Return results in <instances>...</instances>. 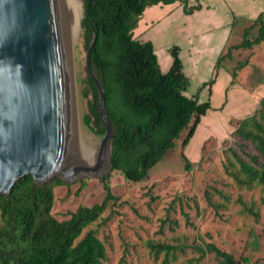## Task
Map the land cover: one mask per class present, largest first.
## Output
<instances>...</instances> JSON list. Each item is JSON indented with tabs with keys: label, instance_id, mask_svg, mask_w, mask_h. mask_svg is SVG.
Segmentation results:
<instances>
[{
	"label": "trees",
	"instance_id": "obj_1",
	"mask_svg": "<svg viewBox=\"0 0 264 264\" xmlns=\"http://www.w3.org/2000/svg\"><path fill=\"white\" fill-rule=\"evenodd\" d=\"M176 1L184 5L187 14L202 7L201 4L190 5V0L83 2L81 36L87 50L93 31L98 32L91 64L104 82L108 112L117 131L112 140L110 172L120 171L128 181L148 179L150 169L179 141L181 147L186 148L202 117L211 108L209 100L201 102L197 95L186 94L190 79L184 72L178 45L170 48L173 63L164 72L153 43L142 41L134 34L147 7ZM256 25H259V34L251 38L249 30ZM262 41L264 12L254 20L236 48ZM214 80L215 77L208 84ZM82 83L83 94L90 97L89 112L84 114L83 122L103 135L105 126L100 121L97 86L89 73ZM233 134L241 140L239 148L246 158L230 146L239 164L238 170H230L232 162L227 164L230 175L242 186L264 185V99L254 114L238 120ZM183 158L188 169H192L193 163L184 154ZM111 173L101 179L106 190L101 203L80 205L63 220L52 212L56 187L69 186L61 175L46 183H39L32 175L19 179L10 194L0 195V264H104L106 245L95 229L87 227L101 218L112 199H117L110 187ZM149 245L157 258L164 254L161 264H172L179 252L184 251L180 244L151 242ZM200 249L202 255L196 259L198 261L209 251L221 257L224 264H243L241 258L215 243H207L206 249Z\"/></svg>",
	"mask_w": 264,
	"mask_h": 264
},
{
	"label": "rangeland",
	"instance_id": "obj_2",
	"mask_svg": "<svg viewBox=\"0 0 264 264\" xmlns=\"http://www.w3.org/2000/svg\"><path fill=\"white\" fill-rule=\"evenodd\" d=\"M81 13L80 21L83 8ZM81 31L80 26L73 59L83 120L89 112L90 97L83 94L82 79L88 70ZM258 34L259 26L251 28L249 36ZM241 40L237 37L234 42ZM233 57L226 61L228 65L239 64L240 80H264V41L240 48ZM260 107L261 102L252 114ZM239 119L232 118L227 125L221 119L219 127L216 119L201 121L186 148L179 141L142 182L128 181L122 172L111 173L108 167L106 176L112 174L109 182L117 199H112L101 218L87 227L95 229L106 245L104 264H161L164 254L157 258L151 242L183 246L184 251L172 264H224L221 257L209 251L200 261L196 260L202 255L200 248L206 249L210 242L241 258L243 264H264V185L242 186L227 169L231 162L235 166L231 163L230 170L239 169L230 146L246 158L239 148L241 140L233 134ZM83 123L102 138L87 122ZM228 125L231 127L226 130ZM232 126L236 127L234 131ZM183 154L193 163L192 169H188ZM102 178L88 175L68 183L69 186H57L54 216L67 219L80 205L101 203L106 195Z\"/></svg>",
	"mask_w": 264,
	"mask_h": 264
},
{
	"label": "water",
	"instance_id": "obj_3",
	"mask_svg": "<svg viewBox=\"0 0 264 264\" xmlns=\"http://www.w3.org/2000/svg\"><path fill=\"white\" fill-rule=\"evenodd\" d=\"M97 38L94 30L86 64L98 89L102 138L81 116L71 0H0V195L26 175L39 183L106 176L117 131L91 64Z\"/></svg>",
	"mask_w": 264,
	"mask_h": 264
},
{
	"label": "crops",
	"instance_id": "obj_4",
	"mask_svg": "<svg viewBox=\"0 0 264 264\" xmlns=\"http://www.w3.org/2000/svg\"><path fill=\"white\" fill-rule=\"evenodd\" d=\"M189 4L202 7L191 14L184 11L180 1L147 7L134 29L135 36L153 43L165 72L173 63L170 48L180 47L184 72L190 79L186 94L211 103L201 121L216 119L219 127L221 119L227 125L232 118L251 115L264 99V80L256 83L240 80L239 64L228 65L226 59H234L240 49L236 45L242 43L246 31L264 12V0H190ZM237 37H242L239 43L234 42ZM229 50L228 55L221 57ZM213 77L214 82L208 84ZM221 114L226 116L222 118Z\"/></svg>",
	"mask_w": 264,
	"mask_h": 264
},
{
	"label": "bare ground",
	"instance_id": "obj_5",
	"mask_svg": "<svg viewBox=\"0 0 264 264\" xmlns=\"http://www.w3.org/2000/svg\"><path fill=\"white\" fill-rule=\"evenodd\" d=\"M72 10H73V17L75 23V35L76 38L80 32V18L82 15V8H83V0H71Z\"/></svg>",
	"mask_w": 264,
	"mask_h": 264
}]
</instances>
